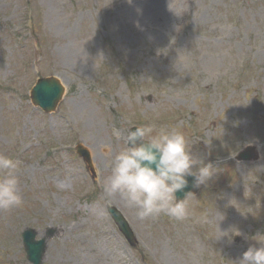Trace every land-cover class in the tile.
<instances>
[{"label": "rangeland", "instance_id": "obj_1", "mask_svg": "<svg viewBox=\"0 0 264 264\" xmlns=\"http://www.w3.org/2000/svg\"><path fill=\"white\" fill-rule=\"evenodd\" d=\"M53 74L67 90L45 113L29 90ZM147 121L183 131L217 168L183 220L110 198L130 245L102 184ZM249 144L260 158L235 160ZM0 153L22 198L0 209V264H32L26 227L50 235L43 264H233L264 246V0H0Z\"/></svg>", "mask_w": 264, "mask_h": 264}, {"label": "clouds", "instance_id": "obj_2", "mask_svg": "<svg viewBox=\"0 0 264 264\" xmlns=\"http://www.w3.org/2000/svg\"><path fill=\"white\" fill-rule=\"evenodd\" d=\"M134 129L129 130L124 147L114 157L111 176L102 184L103 202L110 204V198L118 194L128 207L136 210L140 219L161 214L175 220L185 219L193 194L188 192L183 199H178L177 193L187 187L188 176L195 178L196 187L207 184L217 167L192 155L183 131L157 129L154 124ZM17 167L14 159L0 153L2 210L17 207L22 202ZM233 264H264V246H250Z\"/></svg>", "mask_w": 264, "mask_h": 264}, {"label": "water", "instance_id": "obj_3", "mask_svg": "<svg viewBox=\"0 0 264 264\" xmlns=\"http://www.w3.org/2000/svg\"><path fill=\"white\" fill-rule=\"evenodd\" d=\"M64 89L65 87L61 83L60 79H58L56 76L38 79L37 84L33 87V90L31 92L32 102H34V104L36 105L41 106L45 111L55 110L58 102H60V99L63 97V94L65 92ZM131 130H135L134 127ZM77 152H79V154H81L87 160V162L91 164L90 153L83 145L78 147ZM239 155L240 156L238 157V159L241 160H255L258 158L257 150L254 147H248ZM194 179L195 178L193 176L187 177L188 185L183 191L177 193L178 199H183L185 194L188 192H191L193 195L198 192L201 185L199 187L194 186ZM110 211L123 234H125V236L132 242V244H134L135 239L133 236V232L130 229L126 219L122 216L121 213H119L118 210L110 208ZM36 234L37 231L35 229L29 228L24 233L23 239L29 259L34 264H42V258H44L46 252V241L48 237H44L41 240H36L34 238Z\"/></svg>", "mask_w": 264, "mask_h": 264}]
</instances>
